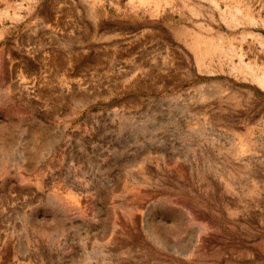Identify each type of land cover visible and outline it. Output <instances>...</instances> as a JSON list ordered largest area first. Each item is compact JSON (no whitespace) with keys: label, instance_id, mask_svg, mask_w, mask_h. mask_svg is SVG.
<instances>
[{"label":"rangeland","instance_id":"1","mask_svg":"<svg viewBox=\"0 0 264 264\" xmlns=\"http://www.w3.org/2000/svg\"><path fill=\"white\" fill-rule=\"evenodd\" d=\"M0 264H264V0H0Z\"/></svg>","mask_w":264,"mask_h":264}]
</instances>
